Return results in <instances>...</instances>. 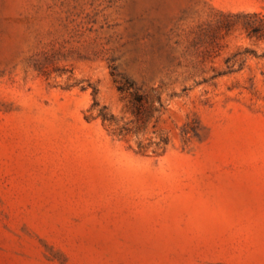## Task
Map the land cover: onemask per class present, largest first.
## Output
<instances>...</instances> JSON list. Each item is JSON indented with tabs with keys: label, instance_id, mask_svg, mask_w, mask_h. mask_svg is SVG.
<instances>
[{
	"label": "rangeland",
	"instance_id": "374dc122",
	"mask_svg": "<svg viewBox=\"0 0 264 264\" xmlns=\"http://www.w3.org/2000/svg\"><path fill=\"white\" fill-rule=\"evenodd\" d=\"M253 14L0 0V264H264Z\"/></svg>",
	"mask_w": 264,
	"mask_h": 264
},
{
	"label": "trees",
	"instance_id": "16d2710c",
	"mask_svg": "<svg viewBox=\"0 0 264 264\" xmlns=\"http://www.w3.org/2000/svg\"><path fill=\"white\" fill-rule=\"evenodd\" d=\"M252 17L256 18V20H254L252 23L247 25L251 33L264 34V18L263 17L258 18L257 14H253ZM118 90L120 92H126L128 88H126L125 85H121L118 87ZM103 117H105V115H103Z\"/></svg>",
	"mask_w": 264,
	"mask_h": 264
}]
</instances>
